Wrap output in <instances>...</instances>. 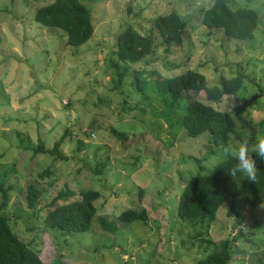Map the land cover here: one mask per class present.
<instances>
[{
	"label": "rangeland",
	"instance_id": "1",
	"mask_svg": "<svg viewBox=\"0 0 264 264\" xmlns=\"http://www.w3.org/2000/svg\"><path fill=\"white\" fill-rule=\"evenodd\" d=\"M50 1L0 0V173H5L4 210L13 231L43 245L44 260L58 250L68 264H196L208 252L206 239L225 238L231 243L229 264H264V203L251 207L243 198L228 199L209 223L177 215L190 174L207 171L221 151L212 152L208 131L184 134L179 110L165 105L154 82L197 69L213 85L221 75L243 72V88L216 106L237 120L229 142L247 140L250 132L239 115L264 118V0H228L232 7L257 10L251 39L228 37L202 23L213 0H83L94 32L81 45L67 44L62 28L35 21L36 9ZM171 10L186 27L181 41L161 44L154 20ZM128 23L154 36L155 54L129 62L123 82L115 86L109 60L116 57V36ZM135 70L151 77L143 89L135 85ZM180 97L185 106L194 99L209 101L204 89H187ZM111 126L125 131L127 139L116 137ZM261 129L257 137H264ZM65 131L60 144L65 158L35 153L39 141L52 148ZM77 139L85 143L82 150L76 149ZM252 155L257 163L260 158ZM29 183L42 190L34 207L27 204ZM66 187L76 192L70 199L81 189L100 192L90 229L42 234L51 200ZM143 207L146 220L118 217L124 209ZM99 217L118 226L103 228Z\"/></svg>",
	"mask_w": 264,
	"mask_h": 264
},
{
	"label": "trees",
	"instance_id": "2",
	"mask_svg": "<svg viewBox=\"0 0 264 264\" xmlns=\"http://www.w3.org/2000/svg\"><path fill=\"white\" fill-rule=\"evenodd\" d=\"M34 19L41 25L55 26L67 32V44L81 45L85 43L94 32L91 9L83 0H52L39 6ZM202 23L210 28H221L225 35L232 38L248 39L254 37L258 26L259 15L252 7H232L228 0H213L210 6L203 10ZM155 26L161 36V44L179 42L186 27V20L175 10L158 14L155 17ZM156 42L151 33L144 34L128 23L116 36V45L113 57L109 63L114 69L117 79L115 86L123 82L128 72L129 62H136L146 55L155 54ZM144 71L135 70V85L143 89L145 83L151 78L144 76ZM160 77V78H159ZM155 78L154 82L163 90L165 105L173 111L179 110L180 123L184 134L194 137L208 131L207 140L216 150H220L219 160L207 171L191 173L188 181L183 186L177 202V215L181 219L195 222L209 223L215 220L217 210L228 199L243 198L251 207L264 203V160L256 163L258 168L257 182H252L246 177L237 174L234 178L229 174V169L235 164L230 157L223 155V149L228 144L231 132L237 126L236 118L229 112L219 109L217 102L226 95L236 94L244 86L245 74L238 71L235 75H221L219 82L207 84L205 75L197 69L185 71L171 76ZM153 81V80H152ZM187 89L206 91L208 102L194 99L186 106L181 103V93ZM126 103L127 101L124 100ZM241 125L249 129V146L257 141V134L264 127V118L254 121L251 117L239 115ZM262 130V129H261ZM111 131L120 139H127V133L111 126ZM66 131L55 140L52 148H46L39 141L35 153H50L58 158H65L60 149L66 137ZM77 150L85 148L83 139L76 140ZM224 146V147H221ZM224 156V157H223ZM222 157V158H221ZM100 170V169H98ZM46 170L45 172H47ZM5 174V173H4ZM4 174L0 173V191L2 205H0V264H68V258L58 250H52V256L42 258L43 245H33L32 241H25L15 233L10 225L9 214L4 207L7 203V190L2 186ZM26 199L29 207H34L42 190L33 183L26 188ZM141 192V190H140ZM66 187L59 190L50 202L51 206L43 218V232L58 230L61 233L87 231L91 227L92 219L97 213L96 200L100 192L93 188L81 189L79 195ZM141 195V193H140ZM63 200L58 202V200ZM251 210V208H250ZM119 219L133 221L146 220L147 210L127 208L122 210ZM102 227L113 229L118 226L114 221L107 222L104 217H99ZM43 242V239H42ZM208 252L195 260L196 264H229L232 250L230 239L220 241L206 239Z\"/></svg>",
	"mask_w": 264,
	"mask_h": 264
},
{
	"label": "clouds",
	"instance_id": "3",
	"mask_svg": "<svg viewBox=\"0 0 264 264\" xmlns=\"http://www.w3.org/2000/svg\"><path fill=\"white\" fill-rule=\"evenodd\" d=\"M252 153L264 160V137H257L256 143L251 146L246 140L239 144L229 142L223 149V155L235 161L234 166L228 170L229 174L234 178L240 174L252 182H257L258 168Z\"/></svg>",
	"mask_w": 264,
	"mask_h": 264
}]
</instances>
